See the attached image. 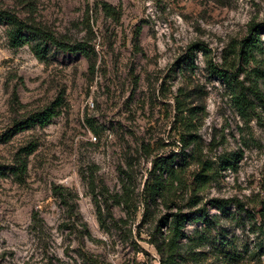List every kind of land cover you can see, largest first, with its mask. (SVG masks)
Segmentation results:
<instances>
[{
  "label": "rangeland",
  "instance_id": "rangeland-1",
  "mask_svg": "<svg viewBox=\"0 0 264 264\" xmlns=\"http://www.w3.org/2000/svg\"><path fill=\"white\" fill-rule=\"evenodd\" d=\"M0 11L60 42L84 44L97 62L92 73L86 55L50 44L39 60L29 44L12 48L0 23V136L61 103L45 127L0 139V264H161L157 244L168 234L161 219L201 209L212 223L198 214L187 224L179 264H223L227 255L235 264H264L250 217L262 195L264 109L254 101L255 111L241 116L208 63L221 67L264 23V0H0ZM256 41L255 61L241 63L248 74L238 81L246 84L253 69L264 71V33ZM258 82L264 93V77ZM179 101L205 108L196 145L185 151ZM174 156L182 184L153 201L157 177L171 184L158 162ZM226 158L238 159L236 167L224 166ZM183 159L189 165L181 169ZM200 159L217 173L196 192ZM21 162L26 172L16 174ZM54 186L68 190V205ZM214 199L228 201L225 214Z\"/></svg>",
  "mask_w": 264,
  "mask_h": 264
},
{
  "label": "trees",
  "instance_id": "trees-1",
  "mask_svg": "<svg viewBox=\"0 0 264 264\" xmlns=\"http://www.w3.org/2000/svg\"><path fill=\"white\" fill-rule=\"evenodd\" d=\"M103 11L109 17H114L116 15L115 8L109 4L103 5ZM0 23L6 26L7 38L12 48L16 49L24 46L25 44H29L32 46L33 52L39 60H43L46 56L49 44L55 46L57 49L63 52H81L91 59L90 70L92 73H95L97 62L92 60V54L90 55V52H88L84 44L79 43L72 45L60 42L54 37L53 34L43 30L42 28H39L38 26H35V24L21 20L11 11H0ZM262 33H264V23L254 24L251 27L250 37L242 40V42L236 47H232L233 49H231V55H233V57L231 59L224 57V63L221 65V67L215 65L214 62H212L207 56L210 73L219 81L226 83L232 90V101L235 103L240 115L244 117H248L255 111L256 104L254 101L259 103L264 109V93L261 91L258 82L260 79H263L264 71L253 69V79L248 80L250 81L248 84L238 81L239 74H242L243 72L248 74V71L242 68V61L248 64V66H250L255 61L254 53L257 49L256 38ZM200 49H202L203 52L208 55L209 51L207 48L200 46L198 50ZM237 70L238 72L235 73ZM60 105L61 103L59 100V102L54 104L51 108L41 111L24 121L18 122L16 126L14 125V130L6 132L3 136H0V139L10 140L12 133L15 132V128L16 130L20 131L36 125L45 127L52 119L57 116V109ZM176 108L177 114L180 117L179 121L181 122V128L183 130L181 143L185 151L191 146L196 145V142L193 140L194 131L197 130V122L200 120V116L202 115V112L205 111V108L202 110L199 107L187 108L186 102L184 101H179ZM34 151L35 146H31V148L26 150V156L33 154ZM176 157L177 156H174L170 159L158 162L157 169L161 172V175H164V173L167 174V177L171 180V184H164L163 179L157 177L150 190V198L153 199V201H155L157 197H165L166 194H168L172 189L169 186L171 185L172 187L175 181L179 182V184H182L183 174L182 172L177 171L174 166ZM237 162L238 159L233 161V158H226L223 161V165L230 168H235ZM199 163L200 167H202V171L195 175L194 185L196 192L203 191L217 173L215 166L209 164L207 161L200 159ZM188 165L189 162L187 160H181V169L188 167ZM26 169L27 165L24 162H21L16 174L24 173L26 172ZM13 174L15 175V169L13 170ZM91 181V185L94 186V178H92ZM261 186L262 195L260 196V200H258L255 206L256 208L253 209V214H251L250 217L253 220L254 227L257 228L262 234L264 241V178L262 180ZM53 192L54 195L61 199L64 204L68 205L67 200L69 192L66 188L62 186H54ZM195 196L197 197V194H195ZM210 204L217 208L221 213L225 214L227 211V200L223 201L214 199L210 201ZM242 208L244 210L245 207L242 206ZM198 214L201 215L199 218L202 219L207 225L212 223V221L208 218V212L204 209L198 210V212H183L182 210H179L161 219L159 222V227L164 225L168 229L167 236L161 243L157 244V250L161 256V264H179L178 259L181 256L182 250L181 243L183 239H185L184 231L189 222L198 219L196 217ZM100 215V217H102L101 212ZM256 218H259V224L256 222ZM33 222L37 226L42 225L40 217L37 213L33 214ZM223 264H235V258H231L229 255H227Z\"/></svg>",
  "mask_w": 264,
  "mask_h": 264
}]
</instances>
